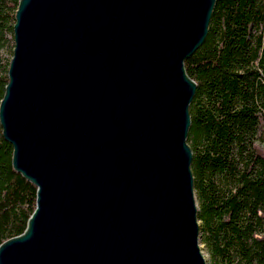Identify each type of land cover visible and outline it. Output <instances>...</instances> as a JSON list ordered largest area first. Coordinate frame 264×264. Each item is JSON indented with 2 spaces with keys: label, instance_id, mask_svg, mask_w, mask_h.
<instances>
[{
  "label": "water",
  "instance_id": "obj_1",
  "mask_svg": "<svg viewBox=\"0 0 264 264\" xmlns=\"http://www.w3.org/2000/svg\"><path fill=\"white\" fill-rule=\"evenodd\" d=\"M216 0H19L0 101L36 189L0 264H206L184 63Z\"/></svg>",
  "mask_w": 264,
  "mask_h": 264
},
{
  "label": "trees",
  "instance_id": "obj_2",
  "mask_svg": "<svg viewBox=\"0 0 264 264\" xmlns=\"http://www.w3.org/2000/svg\"><path fill=\"white\" fill-rule=\"evenodd\" d=\"M18 2L0 0V101ZM184 67L197 86L187 144L201 243L210 264H264V0H216ZM11 157L0 129V245L23 234L35 209L36 189Z\"/></svg>",
  "mask_w": 264,
  "mask_h": 264
},
{
  "label": "rangeland",
  "instance_id": "obj_3",
  "mask_svg": "<svg viewBox=\"0 0 264 264\" xmlns=\"http://www.w3.org/2000/svg\"><path fill=\"white\" fill-rule=\"evenodd\" d=\"M10 45H11V47H10V53H9V51L4 52L5 56L7 58H9V59L11 58L12 51H13V48H12L13 45H12V43H10ZM199 239H200V241H199L200 250H201L202 255H203L204 259H205V262H206V264H210V259H209L208 253L206 252L204 245L201 243V233H200Z\"/></svg>",
  "mask_w": 264,
  "mask_h": 264
}]
</instances>
